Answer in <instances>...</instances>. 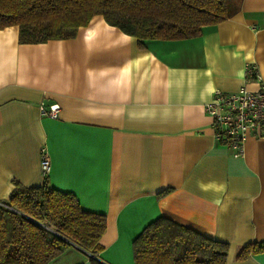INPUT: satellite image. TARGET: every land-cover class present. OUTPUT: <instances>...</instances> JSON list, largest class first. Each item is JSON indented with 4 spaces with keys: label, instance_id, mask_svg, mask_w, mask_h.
I'll list each match as a JSON object with an SVG mask.
<instances>
[{
    "label": "crops",
    "instance_id": "crops-1",
    "mask_svg": "<svg viewBox=\"0 0 264 264\" xmlns=\"http://www.w3.org/2000/svg\"><path fill=\"white\" fill-rule=\"evenodd\" d=\"M247 68L264 78V0H241L185 39L139 43L99 14L38 43L1 28L0 203L14 181L46 180L105 215L99 251L71 244L49 264H134L132 240L159 216L227 242L225 264H264V253L237 258L264 241V137L249 135L235 156L204 110L214 89L255 88ZM52 103L57 118L40 112Z\"/></svg>",
    "mask_w": 264,
    "mask_h": 264
},
{
    "label": "trees",
    "instance_id": "trees-1",
    "mask_svg": "<svg viewBox=\"0 0 264 264\" xmlns=\"http://www.w3.org/2000/svg\"><path fill=\"white\" fill-rule=\"evenodd\" d=\"M241 0H0V29L16 25L20 43L73 37L94 15L143 39H185L201 26L229 18ZM0 203V264H49L71 245L96 253L105 230L102 213L84 210L69 191L13 182ZM168 191L163 190L160 194ZM228 243L170 218L148 222L132 240L134 264H225ZM264 253V241L245 244L244 259ZM91 264H103L91 258Z\"/></svg>",
    "mask_w": 264,
    "mask_h": 264
},
{
    "label": "built area",
    "instance_id": "built-area-1",
    "mask_svg": "<svg viewBox=\"0 0 264 264\" xmlns=\"http://www.w3.org/2000/svg\"><path fill=\"white\" fill-rule=\"evenodd\" d=\"M253 75L256 87H241L236 92L214 89L212 97L204 104L206 114L211 118L214 139L222 146L231 148L235 156L244 153V142L249 135L264 137V78L255 68H247ZM59 105L41 104L40 112L57 118ZM49 155L45 148L40 151V170L43 175L49 171Z\"/></svg>",
    "mask_w": 264,
    "mask_h": 264
},
{
    "label": "rangeland",
    "instance_id": "rangeland-1",
    "mask_svg": "<svg viewBox=\"0 0 264 264\" xmlns=\"http://www.w3.org/2000/svg\"><path fill=\"white\" fill-rule=\"evenodd\" d=\"M229 2H231V0H228Z\"/></svg>",
    "mask_w": 264,
    "mask_h": 264
}]
</instances>
